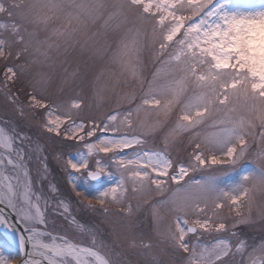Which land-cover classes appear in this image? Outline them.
Instances as JSON below:
<instances>
[{
  "label": "snow or ice",
  "instance_id": "obj_1",
  "mask_svg": "<svg viewBox=\"0 0 264 264\" xmlns=\"http://www.w3.org/2000/svg\"><path fill=\"white\" fill-rule=\"evenodd\" d=\"M133 2L154 20L125 46L133 86L104 119L13 92L12 66L0 75L21 116L78 149L55 155L68 196L31 121L0 122V264H111L101 227L74 213L132 216L141 197L169 264H264V0Z\"/></svg>",
  "mask_w": 264,
  "mask_h": 264
},
{
  "label": "rangeland",
  "instance_id": "obj_2",
  "mask_svg": "<svg viewBox=\"0 0 264 264\" xmlns=\"http://www.w3.org/2000/svg\"><path fill=\"white\" fill-rule=\"evenodd\" d=\"M153 20L133 0H0V75L12 66L17 73L13 92H33L63 108L71 101H82L81 116L104 119L120 95L133 86L123 55L125 46L141 40ZM3 121L21 126L31 121L25 131L47 150L49 180L73 196L69 177L55 160L61 150L65 156L74 155L78 149L67 147L73 142L45 133L31 116L20 115L9 96L0 93ZM131 202L134 209L137 203L142 205L132 216L123 215L115 205L108 207L107 216L102 210L79 208L74 214L81 223L101 227L111 264H169L168 244L146 227L148 202L142 197ZM240 230L249 236L261 235L259 224L242 225ZM84 242L90 244L88 238ZM149 242L151 247H146Z\"/></svg>",
  "mask_w": 264,
  "mask_h": 264
}]
</instances>
